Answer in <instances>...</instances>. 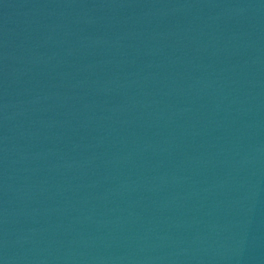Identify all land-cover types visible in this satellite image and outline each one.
Segmentation results:
<instances>
[{"label":"water","instance_id":"water-1","mask_svg":"<svg viewBox=\"0 0 264 264\" xmlns=\"http://www.w3.org/2000/svg\"><path fill=\"white\" fill-rule=\"evenodd\" d=\"M0 264H264V0H0Z\"/></svg>","mask_w":264,"mask_h":264}]
</instances>
